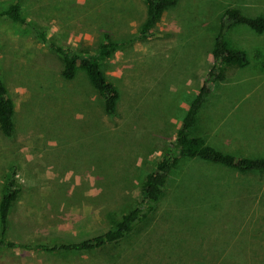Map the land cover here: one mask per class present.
<instances>
[{
	"label": "rangeland",
	"instance_id": "obj_1",
	"mask_svg": "<svg viewBox=\"0 0 264 264\" xmlns=\"http://www.w3.org/2000/svg\"><path fill=\"white\" fill-rule=\"evenodd\" d=\"M13 1L0 0V10ZM176 1L155 25L158 35L140 39L144 0H18L48 42L80 54H93L105 34L123 43L102 63L118 94L112 115L81 69L62 79L48 42L0 18V78L14 106L12 136L0 133V188L11 166L21 186L8 240L69 243L110 228L138 201L207 73L221 12L235 5L264 14V0ZM226 39L248 64L226 69L190 131L223 152L264 157V32L237 25ZM0 264H264V171L183 159L154 214L117 244L0 249Z\"/></svg>",
	"mask_w": 264,
	"mask_h": 264
},
{
	"label": "trees",
	"instance_id": "obj_2",
	"mask_svg": "<svg viewBox=\"0 0 264 264\" xmlns=\"http://www.w3.org/2000/svg\"><path fill=\"white\" fill-rule=\"evenodd\" d=\"M176 3V0H144L145 17L137 30L136 37L155 38L158 35L155 25L163 12L175 6ZM0 18L29 28L38 42H48L44 31L22 16L18 0L0 10ZM237 25L246 26L258 34L262 33L264 32V14L248 15L235 5H229L221 12L210 48L211 61L208 71L201 78L197 92L179 121L173 139L162 148L161 155L155 160L151 170L145 174L140 186L139 199L132 208L123 213L110 228L89 238L60 244L16 243L6 238L9 209L21 191V186L16 179L15 167L11 166L3 175L0 188V249L21 247L37 251H91L115 245L154 214L170 174L183 159H198L244 175L262 173L264 157L236 156L223 152L209 143L203 134H194L190 131L192 127L200 125L202 116L205 114L202 111L206 101L213 91V86L225 80L226 69L230 66L243 67L248 64L245 50L230 46L226 39L227 34ZM122 44L111 40L109 35L105 34L93 54H80L53 41L48 42V47L61 58V78L71 80L75 77L77 70L81 69L90 85L101 97L104 112L112 115L116 109L118 94L112 82L105 76L102 63ZM13 116L12 98L0 78V133L4 137H10L13 134Z\"/></svg>",
	"mask_w": 264,
	"mask_h": 264
}]
</instances>
